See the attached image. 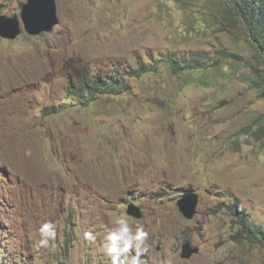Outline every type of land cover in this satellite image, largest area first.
Segmentation results:
<instances>
[{"label": "rangeland", "instance_id": "obj_1", "mask_svg": "<svg viewBox=\"0 0 264 264\" xmlns=\"http://www.w3.org/2000/svg\"><path fill=\"white\" fill-rule=\"evenodd\" d=\"M27 2L0 0V16L22 23L18 38L0 36V264L2 248L12 264H111L103 245L120 215L149 233L144 264H264L230 207L264 226V138L253 134L264 60L223 14L232 1L56 0L60 20L38 36L23 25ZM190 52L219 64L186 75L161 60ZM141 61L158 70L131 76ZM98 73L129 91L87 106L68 97ZM188 192L192 218L178 205ZM46 222L56 247L36 251ZM185 242L199 247L189 259Z\"/></svg>", "mask_w": 264, "mask_h": 264}, {"label": "trees", "instance_id": "obj_2", "mask_svg": "<svg viewBox=\"0 0 264 264\" xmlns=\"http://www.w3.org/2000/svg\"><path fill=\"white\" fill-rule=\"evenodd\" d=\"M232 3L224 2L222 8L223 14H228L229 20L241 22L245 27L246 32L251 42L257 47L260 56L264 60V0H231ZM154 61V58L151 59ZM166 61L174 74L185 73L191 75L194 72L204 71L209 73L211 67L219 64H210L207 56L200 52H190L189 54L166 53L163 59ZM139 62V66L129 71L131 76H142L144 73L158 70L157 62ZM111 75V74H109ZM111 79H107L104 73H98L94 76L90 83L81 82L74 85L73 82L69 85V95L74 99L79 100L84 105L91 104L94 99L100 94H120L123 91H129V85L121 75H111ZM115 76V77H114ZM260 125L255 129L254 133L258 139L264 138V116L260 117ZM233 215L238 220V233L240 238H246L252 243L264 249V226L250 218V215L245 210L240 211L237 205H231ZM4 248L1 251V256L7 258V263L12 264L14 261L9 259Z\"/></svg>", "mask_w": 264, "mask_h": 264}, {"label": "water", "instance_id": "obj_3", "mask_svg": "<svg viewBox=\"0 0 264 264\" xmlns=\"http://www.w3.org/2000/svg\"><path fill=\"white\" fill-rule=\"evenodd\" d=\"M21 18L25 30L32 35H40L51 31L59 22L56 0H28L22 7ZM22 32V23L18 15L0 16V36L5 39H16ZM198 196L188 192L179 199L178 205L182 213L192 218L197 213ZM128 214L141 217L140 207L131 204L128 208ZM199 252V247H193L190 242H185L182 246L181 256L191 258L194 253Z\"/></svg>", "mask_w": 264, "mask_h": 264}, {"label": "clouds", "instance_id": "obj_4", "mask_svg": "<svg viewBox=\"0 0 264 264\" xmlns=\"http://www.w3.org/2000/svg\"><path fill=\"white\" fill-rule=\"evenodd\" d=\"M26 154L31 155V152L29 151ZM39 232L41 239L34 245L36 251L50 246L52 248L56 247L52 243L57 239L56 226L53 223H44ZM148 239L149 233L145 231L143 225L138 224L133 228L129 223L128 217L120 215L112 221V227L105 237L106 243L103 245V250L110 257L111 264H144L141 257L148 251L146 247ZM84 240L89 243H95L96 236L93 232L87 231L84 233ZM167 264H170V262H167Z\"/></svg>", "mask_w": 264, "mask_h": 264}]
</instances>
